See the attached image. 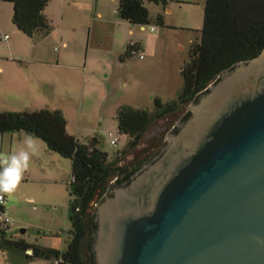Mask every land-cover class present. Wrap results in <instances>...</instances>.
Wrapping results in <instances>:
<instances>
[{"label":"rangeland","instance_id":"obj_1","mask_svg":"<svg viewBox=\"0 0 264 264\" xmlns=\"http://www.w3.org/2000/svg\"><path fill=\"white\" fill-rule=\"evenodd\" d=\"M119 3L51 0L44 11L51 30L31 37L14 24V3L0 1L2 32L8 34L7 40H0V64L5 69L0 72V111L61 108L68 132L81 142L96 138L109 160L119 157L126 174L159 151L193 101L157 119L139 148L124 153L130 135L120 132L117 111L122 106L153 111L157 100L168 104L179 98L183 67L191 58L192 44L202 35L206 0H145L150 22L144 27L121 18ZM131 43L140 45L139 53L127 54ZM6 133L5 150L12 131ZM110 133L118 138L116 145ZM1 137L2 133L0 147ZM16 141L23 146V140ZM37 143L39 151L22 183L14 194L5 195L4 216L10 218L7 237L64 251L72 228V160L48 152L42 138ZM0 264H56V260L29 257L24 250L0 242Z\"/></svg>","mask_w":264,"mask_h":264},{"label":"water","instance_id":"obj_2","mask_svg":"<svg viewBox=\"0 0 264 264\" xmlns=\"http://www.w3.org/2000/svg\"><path fill=\"white\" fill-rule=\"evenodd\" d=\"M132 171L94 209L96 264H264V49Z\"/></svg>","mask_w":264,"mask_h":264},{"label":"trees","instance_id":"obj_3","mask_svg":"<svg viewBox=\"0 0 264 264\" xmlns=\"http://www.w3.org/2000/svg\"><path fill=\"white\" fill-rule=\"evenodd\" d=\"M0 1L14 3L13 22L27 35L35 37L51 30V21L44 12L51 0ZM118 13L121 18L141 26L150 22L145 0H120ZM159 20L162 22L160 16ZM263 49L264 0H206L202 35L192 44L191 58L182 70L184 87L181 95L168 104L157 100L153 111L122 106L116 115L118 128L130 135V141L121 152L139 148L143 136L157 119L195 101L225 70L256 57ZM139 50V44L131 43L127 54L132 55ZM67 124V118L60 109L0 111V134L24 130L42 138L49 150L72 160L69 192L74 198L69 207L72 228L66 250L9 239V223L2 218L6 213L5 200L0 203V242L24 250L29 257L55 258L56 264H96L94 243L98 222L96 214L92 216L94 206L109 190L114 179L129 181L134 172L124 174L125 167L119 164V157L109 160L107 153L97 147L96 138L81 142L68 132ZM149 159V156L143 158L139 166ZM122 175L124 177L120 178ZM30 250L32 253H28Z\"/></svg>","mask_w":264,"mask_h":264},{"label":"clouds","instance_id":"obj_4","mask_svg":"<svg viewBox=\"0 0 264 264\" xmlns=\"http://www.w3.org/2000/svg\"><path fill=\"white\" fill-rule=\"evenodd\" d=\"M38 137L25 133L23 146L12 152H0V203L5 195L16 192L38 151Z\"/></svg>","mask_w":264,"mask_h":264},{"label":"crops","instance_id":"obj_5","mask_svg":"<svg viewBox=\"0 0 264 264\" xmlns=\"http://www.w3.org/2000/svg\"><path fill=\"white\" fill-rule=\"evenodd\" d=\"M145 26V25H144ZM142 25V27H144ZM4 29V25L2 24V22H0V35L1 36H4V35H8V34H4L2 31ZM5 71L4 67L0 64V72L3 73ZM55 109H60L62 112L63 110L61 108H53L52 110H55ZM64 113V112H63ZM65 115V114H64ZM68 128V126H67ZM68 130V129H67ZM17 131H12V133H10L9 136V139H10V146L7 150L4 149V141L6 139V134L8 133H2V137H1V143H2V146L0 147V152H12V151H15V150H18L19 148H21L22 146H18V143L16 140H19V141H22L24 139V134L25 132L24 131H18V133H16ZM71 134V133H70ZM35 136V135H34ZM37 137V136H35ZM17 144V145H16ZM47 151L48 152H51L48 147H47Z\"/></svg>","mask_w":264,"mask_h":264},{"label":"built area","instance_id":"obj_6","mask_svg":"<svg viewBox=\"0 0 264 264\" xmlns=\"http://www.w3.org/2000/svg\"><path fill=\"white\" fill-rule=\"evenodd\" d=\"M151 29L154 30L155 27H154V26H151ZM2 39L7 40V39H8V35H4V36H2ZM139 51H140V50H139ZM136 53H139V52H136ZM140 57L143 58L144 55H143V54H140ZM110 135H111V137H112V144L116 145V144L118 143V138H117V137H113V134H112V133H110ZM4 200H5V197L3 198V202H4ZM3 202H2V203H3ZM2 218H4L7 222L10 221V218L7 217V216H6V217H2ZM28 253H32V251L30 250V251H28Z\"/></svg>","mask_w":264,"mask_h":264}]
</instances>
